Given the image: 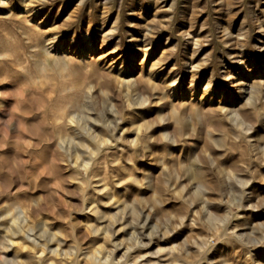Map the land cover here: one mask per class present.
<instances>
[{"label": "rangeland", "instance_id": "obj_1", "mask_svg": "<svg viewBox=\"0 0 264 264\" xmlns=\"http://www.w3.org/2000/svg\"><path fill=\"white\" fill-rule=\"evenodd\" d=\"M34 200L60 251L264 264V0H0V222Z\"/></svg>", "mask_w": 264, "mask_h": 264}, {"label": "bare ground", "instance_id": "obj_2", "mask_svg": "<svg viewBox=\"0 0 264 264\" xmlns=\"http://www.w3.org/2000/svg\"><path fill=\"white\" fill-rule=\"evenodd\" d=\"M59 114L53 115V120L60 119L63 113L58 112ZM60 126L56 125V129ZM61 139V138H60ZM76 160L78 156L75 157ZM87 164L84 162L83 165ZM115 198L114 201L118 200V197L110 196ZM87 200L83 196L80 206H77V210L83 212L85 209L84 201ZM89 203H93V199L88 200ZM18 212L11 214L6 221L0 222V234L5 233L4 236H0V262L3 264L4 261H8L9 264H107L106 257L103 258L101 253L102 245L100 246H82V244L69 245L67 249L60 251L58 247L62 240H60L56 233L58 231L47 229L48 225L44 219H36L34 224L31 221L33 212L37 209H41V206L34 200L30 203H22L16 206ZM133 209V208H132ZM97 210V206L94 209H91L93 213ZM134 212V210H133ZM10 214L9 209H5L0 213V220ZM100 215L97 217L99 218ZM75 225H80L75 223ZM82 225V224H81ZM86 224L82 225L85 230H89ZM34 230H37L41 233L42 241L39 237L35 240L31 238ZM21 233L25 241H22L17 249H24L22 256L16 255L12 259H2V256L5 253V250H8L12 245H14V240L11 238L12 235ZM86 233L80 234V238H84ZM25 236V237H24ZM76 237V235H75ZM54 241V247L50 248L48 242ZM16 250V249H15ZM45 250L49 253H45ZM17 253V252H16ZM6 257V256H5ZM135 260V259H134ZM176 260V258H174ZM109 264V263H108Z\"/></svg>", "mask_w": 264, "mask_h": 264}]
</instances>
